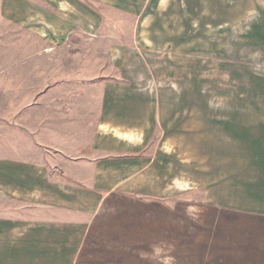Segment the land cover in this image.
<instances>
[{
  "label": "crops",
  "instance_id": "obj_1",
  "mask_svg": "<svg viewBox=\"0 0 264 264\" xmlns=\"http://www.w3.org/2000/svg\"><path fill=\"white\" fill-rule=\"evenodd\" d=\"M156 4L0 0V20L47 44L20 57L33 65L11 64L0 78V264H165L160 252L172 250L173 227L182 218L187 226L189 141L196 167L188 187L217 221L212 264H264V0H174L175 10L195 12V46L204 25L213 44L243 42L212 52L211 100L195 98L194 117L182 110L186 99H158L155 84L137 81L135 52L106 45L123 32L108 12L135 19L138 43ZM168 11L187 58V20ZM76 37L105 44L68 54L95 62L53 65L58 52L49 49ZM173 101L181 107L175 129L163 109Z\"/></svg>",
  "mask_w": 264,
  "mask_h": 264
},
{
  "label": "rangeland",
  "instance_id": "obj_2",
  "mask_svg": "<svg viewBox=\"0 0 264 264\" xmlns=\"http://www.w3.org/2000/svg\"><path fill=\"white\" fill-rule=\"evenodd\" d=\"M156 2L155 9L146 12L142 18V26L139 34L140 39L138 43L133 42L135 34V19L124 14L122 15L116 11L108 12L111 19H114L119 24L121 23L123 25V32H116L115 35L109 37L110 39L106 42V45H118L120 50L135 52L139 58L138 63L140 66L139 78L137 81L151 82L155 84L156 98L158 99H186L188 106H182V110H187V114L194 117L195 114L199 113L197 112L199 111V108L195 107V103L193 102L195 101V98L200 100H211V84L213 82L212 52H215L214 50H227L229 49V46L231 49L234 45H236V49H240L243 42L230 44L228 42H223L221 39L219 41L216 40L215 45L213 43L216 39V35H213L211 25H204L202 39L199 41L198 46H195V38L197 39L194 31L196 29V27H194L196 19L193 16L195 12L187 13L185 10L182 12L179 9L175 10L176 7H174V0H156ZM171 6L173 7V11L171 12L173 14V19L177 18L180 20L183 16L187 20V34H185V38L187 39V58L180 59V55L185 54V52L183 53L181 51L183 49H181L178 44L180 41V27H177L176 35L174 33L171 35L170 33L171 25L168 23V9ZM208 14H210V12ZM111 29L112 27H108L109 31H111ZM174 36L177 37L175 42L170 41V38H173ZM111 40L112 42H110ZM46 45L47 44L37 37L26 34L21 31V29L10 26L5 23V21L0 20V78H3L4 76V71L2 70L11 64L17 68L25 66L30 67L27 63H22L27 60L33 65L36 61L35 59H24L20 57L26 56V54H31L34 50L44 49V46ZM127 45H129V47L133 45V49L126 48ZM213 45H215V47H212ZM104 46V43L93 44L89 39L78 37L74 42L70 39L69 43L60 47L50 48L49 50L58 52V57L54 58L52 61L53 65L56 66V63H59L60 67L69 65L71 68H74L79 62L86 64L89 62L93 63L95 60L73 59L74 57L69 58V53L72 51H99L103 50ZM121 46H124V49ZM136 60L137 59L133 61L136 62ZM103 61L104 60H101V62ZM47 66L50 65L47 64ZM197 85L200 89L202 88L201 91L197 92ZM179 86H181V89ZM2 87L3 86L0 85V103L4 101L3 94L5 92L4 89H1ZM170 104L171 106L167 105L163 109H168H166V111H169L168 121L169 123L171 122V127L175 129L179 124L178 121L181 116V107L179 108V102L173 101ZM4 110V107H0V122H3L7 117V115L3 113ZM203 111V114H210V108L204 107ZM0 124L2 125V123ZM188 125L189 128L194 126L192 120L191 122L189 121ZM188 139H194L193 134L189 133ZM189 144L193 145L188 146V185H186L187 187L183 185L184 188H188L184 193V196H187L188 199V213L185 221L187 222V226L183 224L184 220L182 218L180 220L181 225L173 227V234L171 235L173 240L170 245L172 250L160 252V256H162L161 262H165V264H212L211 258L220 253L219 249L221 244H219V242H212V234L209 231L211 227L217 226V221L209 217L211 213L206 207L204 208V211L200 210L201 207L199 208L195 201L196 195L194 193V188L192 189V187H188L192 184L196 167L194 161V141H189ZM178 196L179 192L173 197ZM173 212H181L182 216H184L183 204L181 207L179 203H173ZM219 221L220 223L218 225L223 228L220 231L222 233L221 237H226L227 220L220 219ZM175 232H177V235H175ZM125 261L128 262L129 260ZM156 263L159 264L158 259Z\"/></svg>",
  "mask_w": 264,
  "mask_h": 264
}]
</instances>
